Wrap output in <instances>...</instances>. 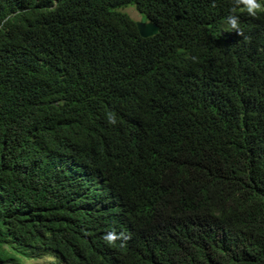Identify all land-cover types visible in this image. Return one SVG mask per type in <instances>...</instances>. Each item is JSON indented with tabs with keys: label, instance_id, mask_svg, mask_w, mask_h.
<instances>
[{
	"label": "trees",
	"instance_id": "obj_1",
	"mask_svg": "<svg viewBox=\"0 0 264 264\" xmlns=\"http://www.w3.org/2000/svg\"><path fill=\"white\" fill-rule=\"evenodd\" d=\"M128 7L160 31L141 38ZM263 195L264 13L0 0V264H111L74 256V231L118 198L153 232L118 264H264Z\"/></svg>",
	"mask_w": 264,
	"mask_h": 264
},
{
	"label": "clouds",
	"instance_id": "obj_2",
	"mask_svg": "<svg viewBox=\"0 0 264 264\" xmlns=\"http://www.w3.org/2000/svg\"><path fill=\"white\" fill-rule=\"evenodd\" d=\"M233 7L239 8L241 11L246 12L249 16L255 17L258 13H264V0H233ZM141 16L142 19H140L139 16V21H135L136 24H155L158 28V31L153 35L155 36L160 31V26L149 17H144L143 15ZM238 20L239 17L235 15H229L226 18L229 27L234 30L237 35H243L239 27ZM220 30L224 35L225 31H222V28ZM108 122L111 124L116 123L115 117L112 114L108 115ZM244 133L245 132L242 130V134ZM249 136L250 134L245 133L242 138H240L238 143H243ZM68 168L70 171H73L72 167ZM109 196L115 197V195L112 193H109ZM261 202L264 204V195L261 196ZM113 203L114 204L110 206H114L112 210L109 207L105 208L103 211L104 214H102L101 216L95 215L91 220H86L84 222L85 225L77 222L74 233L80 239L81 245L84 246L85 249L83 251L79 249L74 251V256L80 252H87L102 256V259L109 261L111 264H118L121 260L128 257L132 252H134L139 245L144 243H151V239L153 236L152 229L146 228L144 231H142L140 229L136 216L130 214L128 207L120 198L115 199ZM218 235L219 233L216 234L214 238H216ZM249 246L250 244L243 245L242 247H233L227 251V254H230L232 257L239 258L244 254L251 253L252 250L249 249ZM149 247L150 246H144L140 250H146ZM153 247H151L150 250ZM206 251L208 255L209 250L207 246ZM217 258L220 264H229L226 262L224 254H221V258L224 263L218 255ZM44 259L50 261V263L48 264H73L70 263L67 259L65 262L59 260L54 254L40 256L37 261L33 260L32 262L30 261V263L44 264Z\"/></svg>",
	"mask_w": 264,
	"mask_h": 264
},
{
	"label": "water",
	"instance_id": "obj_3",
	"mask_svg": "<svg viewBox=\"0 0 264 264\" xmlns=\"http://www.w3.org/2000/svg\"><path fill=\"white\" fill-rule=\"evenodd\" d=\"M136 26L138 33L142 38L151 37L158 31L155 24L137 23Z\"/></svg>",
	"mask_w": 264,
	"mask_h": 264
},
{
	"label": "rangeland",
	"instance_id": "obj_4",
	"mask_svg": "<svg viewBox=\"0 0 264 264\" xmlns=\"http://www.w3.org/2000/svg\"><path fill=\"white\" fill-rule=\"evenodd\" d=\"M134 9H135V8L128 7V8L123 9V10L128 14V16H129L131 19H133L134 21H139V16H140V19H142V16H141V15H138L137 11L134 10ZM33 263H35V262H33ZM43 263H44V264H48V263H50V261L47 260V259H44V260H43Z\"/></svg>",
	"mask_w": 264,
	"mask_h": 264
}]
</instances>
